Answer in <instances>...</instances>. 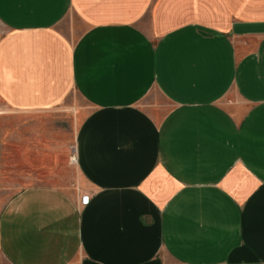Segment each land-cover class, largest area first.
Listing matches in <instances>:
<instances>
[{"label": "crops", "instance_id": "crops-1", "mask_svg": "<svg viewBox=\"0 0 264 264\" xmlns=\"http://www.w3.org/2000/svg\"><path fill=\"white\" fill-rule=\"evenodd\" d=\"M0 103V264H264V0H0Z\"/></svg>", "mask_w": 264, "mask_h": 264}, {"label": "rangeland", "instance_id": "rangeland-1", "mask_svg": "<svg viewBox=\"0 0 264 264\" xmlns=\"http://www.w3.org/2000/svg\"><path fill=\"white\" fill-rule=\"evenodd\" d=\"M48 115L22 114L7 109L0 103V140L2 146L0 194L6 199L20 190V188L14 187L16 184L19 186L32 182L31 179H27L34 174L33 166L35 165L32 164L31 155L28 161L30 163L24 160L26 159L24 153L39 144L41 140L37 138L45 137L50 132H56V134L70 140L78 127L71 122L70 118L63 116L50 118ZM67 142L70 143V141ZM71 148L73 152L74 145ZM72 156L70 155V159ZM36 168L40 167L36 165Z\"/></svg>", "mask_w": 264, "mask_h": 264}, {"label": "built area", "instance_id": "built-area-1", "mask_svg": "<svg viewBox=\"0 0 264 264\" xmlns=\"http://www.w3.org/2000/svg\"><path fill=\"white\" fill-rule=\"evenodd\" d=\"M87 201H88V199L87 198H85L84 200H83V203H87Z\"/></svg>", "mask_w": 264, "mask_h": 264}]
</instances>
